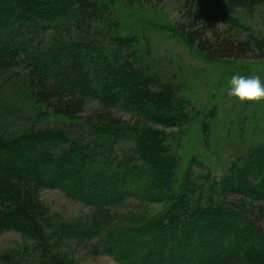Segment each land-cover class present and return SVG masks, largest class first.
Masks as SVG:
<instances>
[{"label": "trees", "instance_id": "16d2710c", "mask_svg": "<svg viewBox=\"0 0 264 264\" xmlns=\"http://www.w3.org/2000/svg\"><path fill=\"white\" fill-rule=\"evenodd\" d=\"M183 8V21L169 28L207 60L264 57V34L251 32L237 13L264 10V0H186ZM107 12L104 0H0V78L18 84L41 110L37 116L62 119L41 127L28 119L22 130L0 131V234L25 237L31 264H71V246L90 241L103 253L140 259L136 264H156L141 250L161 255L169 243L157 264H264V155L252 150L223 179L216 201L195 205L189 172L178 181L159 129L185 125L189 114L170 84L119 53L121 42L107 50L102 33L114 28ZM228 28L238 31L228 36ZM89 102L98 110L83 117ZM78 125L84 137L72 135ZM120 141H132L136 156L117 160ZM43 189H59L91 212L56 221L40 199ZM134 196L168 208L145 222L118 216Z\"/></svg>", "mask_w": 264, "mask_h": 264}, {"label": "rangeland", "instance_id": "374dc122", "mask_svg": "<svg viewBox=\"0 0 264 264\" xmlns=\"http://www.w3.org/2000/svg\"><path fill=\"white\" fill-rule=\"evenodd\" d=\"M185 1L104 0L109 12L106 19L114 28L110 27L113 35L104 31L102 34L105 37L104 46L109 52H114L113 42H121L120 54L136 59L137 64L147 72L156 74L163 82L170 84L179 100L183 101L189 123L159 129L166 133V144L176 157L178 181L183 183L182 179L188 171L191 200L196 202L195 205L205 206L211 199L217 200L223 179L252 150L264 155V102L240 103L227 97L225 92L227 80L234 72L257 73L264 78V57L260 58L257 52L249 53L241 61L235 58L210 61L201 56L169 28L183 21ZM237 13L251 32L264 34V10L256 9L250 13L237 10ZM217 29L219 34L227 31L225 26ZM236 30L228 28L227 35L236 34ZM3 78L7 77L4 75L0 78V131L17 132L36 119V127L54 126L62 121L58 117L37 116L41 110H37L31 99L21 94L18 84L4 83ZM97 110L96 103L89 102L82 116H90ZM111 113L129 122L135 120L131 114L117 109ZM28 119L30 122H27ZM73 128L72 135L84 137L79 125ZM114 151L117 160L125 155L136 156L132 141L116 142ZM134 188L130 185L129 189ZM40 199L49 209V217L56 221L67 222L91 212L88 205L66 196L59 189H43ZM191 205L192 201L190 209L193 210ZM166 208L168 205L163 202L152 203L134 196L126 198L116 213L118 216H134L136 222L142 219L145 222L152 216L164 214ZM29 245L18 232L0 234V264H31L23 256V250L29 249ZM93 245V241L88 242L87 246L73 244L70 248L71 264H136L135 261H141L103 253L102 250H95ZM171 247L170 243L167 244L161 255L159 248L141 250L140 255H143L144 261L152 260L157 264L162 256L168 257L166 253Z\"/></svg>", "mask_w": 264, "mask_h": 264}, {"label": "clouds", "instance_id": "9594fccd", "mask_svg": "<svg viewBox=\"0 0 264 264\" xmlns=\"http://www.w3.org/2000/svg\"><path fill=\"white\" fill-rule=\"evenodd\" d=\"M225 92L240 103L264 102V78L257 73L234 72L227 80Z\"/></svg>", "mask_w": 264, "mask_h": 264}]
</instances>
